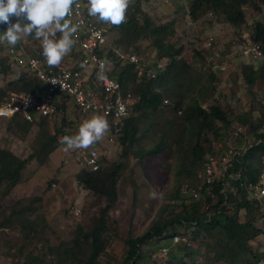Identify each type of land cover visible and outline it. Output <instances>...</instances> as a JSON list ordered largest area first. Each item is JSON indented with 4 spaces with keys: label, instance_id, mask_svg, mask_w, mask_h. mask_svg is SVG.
I'll list each match as a JSON object with an SVG mask.
<instances>
[{
    "label": "trees",
    "instance_id": "16d2710c",
    "mask_svg": "<svg viewBox=\"0 0 264 264\" xmlns=\"http://www.w3.org/2000/svg\"><path fill=\"white\" fill-rule=\"evenodd\" d=\"M187 1L189 16L194 23L209 13L211 18L221 15L230 25L241 27L246 23L248 13H252L253 17L258 18V22L253 26L250 40L261 45L264 52V0ZM143 2L148 1L132 0L127 10L126 22L119 27L98 23L100 26L108 27L110 32L117 30L120 35L114 46L128 54H136L143 60L141 55L153 51L149 48H154L153 63L163 62L165 68L156 80L145 77L140 79L133 65L113 59L111 54L106 56L111 62L109 64L111 75L119 81L124 91L131 93L135 102L130 115L122 123L123 135L119 141L122 160L102 166L101 157L99 171L81 170L76 176L77 183L84 190L107 201L95 224L88 231L78 226L72 240L59 241L55 246L49 247L48 257H53L51 261L47 260V257L35 254L34 250L28 251L33 242L39 243L42 237H45L48 229L46 218L39 213L37 207L43 198L33 197L26 201L20 199L7 210L0 205V231L19 233L22 245L16 248L15 252L20 256H26L28 252L24 264H100L98 260L107 251L118 226L110 213L119 201L118 183L126 168L130 166L127 161L130 153L134 152L140 165L147 157L177 153L179 168L176 174V190L173 196L167 198L171 202L163 205L151 227L143 235L136 238L129 236L126 239L127 252L124 264H140L144 260L143 248L150 243L155 247L160 246L156 251L161 260L163 257L160 255V249L164 247L170 249L167 264H208L197 260L199 249L192 248L195 244L200 248L204 246L209 253L212 249L216 250L212 264L222 261L227 264H264V250L254 249L252 245L258 238H264V231L258 227L260 221L264 219V197L252 198L249 188L250 185L255 186L259 183L263 173L261 159L264 156V117L258 119L257 123H250L253 141L229 157L228 169L224 176L219 171L221 174L215 173L213 181L207 183L206 169L209 165L207 157L211 155L219 161V156H225L228 151L223 147L219 150L214 144L226 138L227 133L224 130L232 125L228 115L230 111H224L218 99L208 108H203L198 99L203 98L202 91L195 92L198 98L188 95L187 98L190 100L185 104V96L181 95L178 89L175 93L169 89L168 80L177 86L179 84L177 81L190 66L183 57L185 48L175 41L174 21L156 23L144 13ZM5 30L6 26L0 25V33ZM33 39L32 36L26 38L25 51L31 55L41 56L42 46L37 47L38 40L32 42ZM144 41H148L145 47ZM1 51L4 52L0 48L1 72L7 74L10 71ZM196 53L201 56V53ZM210 63L213 64L214 61ZM256 69L254 66H244L243 75L250 85L256 84L257 81L264 83V58L259 69ZM208 70L212 85L217 76ZM155 85L163 87L164 92L166 90L172 101L168 108H165L162 90L161 93H157ZM41 86V82L36 78L24 73L11 81L8 88L14 92L34 93ZM211 90L213 96L216 88L211 86ZM3 100L4 92H1L0 103ZM180 109L183 110L182 115L178 116L177 111H181ZM139 112L141 114H138ZM133 113H136V116ZM141 119L145 120L143 128ZM239 120L246 123L243 118ZM10 121H18L22 133H27L34 125L39 127V137L45 139L39 143L38 156L44 159L60 147L57 139L62 128L58 125L67 126L64 119L62 123L54 124L56 127L51 132L48 128V119L33 124L19 119ZM152 129L160 134L159 143L146 150L141 142L150 138L147 134ZM238 142L247 144L242 135ZM31 159L32 157L21 160L10 149H0V201L12 193L20 183L22 171ZM229 175L234 176L230 182L226 180ZM52 183L53 181H50L49 186ZM185 185L200 187V197L184 196L182 190ZM175 236H184L188 238V242L172 245L171 241ZM229 243L241 252L240 261H234L228 253Z\"/></svg>",
    "mask_w": 264,
    "mask_h": 264
},
{
    "label": "rangeland",
    "instance_id": "374dc122",
    "mask_svg": "<svg viewBox=\"0 0 264 264\" xmlns=\"http://www.w3.org/2000/svg\"><path fill=\"white\" fill-rule=\"evenodd\" d=\"M147 1L142 4L143 11L156 23L174 21L175 41L185 48L183 57L190 65L177 81L179 83L177 86L172 85L171 80H168L169 89L174 93L178 89L180 94L185 96V104L189 103L188 95H194L198 98L195 92L202 91L203 98L198 99L203 108H208L218 99L224 111H230L228 115L229 119L232 120V125L224 130L227 133V135L225 134L226 138L215 142L214 146L219 150L222 147L228 148L230 145L246 148L253 141L250 123H257L258 119L264 117V83L257 81L254 85L248 84L243 75L244 66L248 64L237 56H228L233 52V41H244V39L251 41L250 35L254 24L258 22V18L253 17L252 13V15L248 13L246 23L241 27H236L230 25L223 16L211 18L208 13L194 23L189 16L187 0ZM119 35L117 30L109 32V43L114 45ZM21 38L26 40L28 37L22 36ZM210 38H214L215 43L208 48ZM31 41L36 42L35 39ZM147 42L144 41V47ZM37 44L39 45L37 47H41V41L38 40ZM7 47L11 46L6 43L0 45L4 52ZM149 50L153 51L141 55L143 60L137 55L142 63L147 66L155 62V49L149 48ZM4 52L1 51L3 57H5ZM196 52L201 53V56L197 55ZM70 53L72 55V50ZM71 59L72 62L79 61L77 52L74 51ZM226 60L227 71L220 72L216 66L213 73L217 78L215 83L210 85L208 70H211L210 61H214L213 64L221 65ZM163 61L166 62V60ZM67 62L69 61L65 63ZM9 71L6 74L1 72L0 68V93L4 92V97L14 92L8 88L9 83L26 73L25 70L22 72L10 68ZM211 86L216 88L213 96ZM155 87L156 92L161 93L163 87L156 85ZM162 92L164 103L165 99L169 102V104L165 103V108H168L172 101L166 90L165 92L162 90ZM64 109L65 116L63 119L66 120L67 126L58 125L62 128L57 139L60 147L45 159L38 156L40 154L39 143L44 141L45 137H39L40 129L37 125H34L27 133H22L18 127V121H0V149H10L21 160L32 157L22 171L20 183L17 185L14 194L10 192L7 197L1 199L0 205L7 210L21 198L24 201L33 197L43 198L37 207L39 213L46 218L48 229L44 234L45 237L41 236L42 239L39 243L33 244V242L28 251L34 250L35 254L47 257L46 259L49 261L53 259L51 256L48 257L49 247L55 246L59 241L72 240L76 235L78 226H81L85 231L90 230L107 202L104 198H98L92 192L84 190L77 183L76 176L81 170L73 159L76 154L75 150L65 152L63 145L59 142L64 132H67L69 136L74 135L79 125L93 115H80L72 103L65 105ZM177 114L178 116L182 115L179 114V111ZM133 115L136 116V113ZM241 118L246 123H242L239 120ZM48 122V128L53 132L56 127L54 124L57 123L53 120H48ZM143 122L145 120L141 119L142 128ZM154 132L156 130L152 129L147 134L150 138L141 142L144 149L150 150L155 143H159L160 134ZM109 134L110 129L100 142L89 148L96 149L100 153L102 166L118 163L122 160L120 142L113 145L109 144ZM241 135L245 137L247 144L238 142ZM235 139L237 142H234ZM127 161L130 166L126 168L118 183L119 201L110 213L112 220L117 221L118 226L107 251L98 260L100 264H124L127 252L126 239L129 236L136 238L143 235L151 227L163 205L171 202L167 198L173 196L176 190V174L179 168L177 153L174 155L167 153L160 157H147L140 165L134 152H131ZM261 162L264 178V156ZM50 181L53 183L49 186ZM151 191L157 192L158 198L150 199L149 193ZM77 209L80 210L79 216L74 214V210ZM258 227L264 231V219L260 221ZM21 245L18 232L0 231V264H24L28 252H26V256H20L15 252V249ZM252 245L254 249L264 250V238H258L252 242ZM158 247L153 246L152 243L145 246L143 248L144 260L140 264H155L161 261L159 253L156 251ZM192 248L194 250L199 249L197 260L200 263H213L216 250L212 249L209 253L204 246L200 248L198 244L192 245ZM227 250L234 261L237 262L242 259L241 252L233 244L229 243ZM151 251L154 252L150 253ZM217 264L227 263L222 261Z\"/></svg>",
    "mask_w": 264,
    "mask_h": 264
},
{
    "label": "built area",
    "instance_id": "2783aa9c",
    "mask_svg": "<svg viewBox=\"0 0 264 264\" xmlns=\"http://www.w3.org/2000/svg\"><path fill=\"white\" fill-rule=\"evenodd\" d=\"M86 5L87 0H81L79 8L73 6V13L70 17L72 23L79 26L78 32L73 36V46L77 48L79 61L72 62L73 53L72 55L69 53L59 66L50 67L42 55L36 56L26 53L25 40L22 38L15 46L5 49L6 66L11 70L22 72L25 70L27 74L41 82L42 86L34 93L11 92L7 94L0 103V121L19 119L33 124L42 119H48L62 123L65 116L64 106L72 103L74 109L82 116L104 115L110 125L108 143L113 145L120 141L123 135L122 123L130 115L131 107L135 101L131 93L124 91L119 81L111 75L109 65L106 66L107 80H97L100 61L111 54L113 59L133 65L140 79L145 77L152 80H156L158 75L164 71L165 64L162 62L151 63L147 66L136 54H128L111 45L108 41L109 30L88 16ZM244 40L246 42L240 40L232 42L233 52L228 57L237 56L248 65L258 67L264 58L261 45L249 42L247 39ZM208 41V48L215 43L214 38H210ZM66 61L69 62L65 63ZM82 63L85 64L84 68L80 66ZM226 63L227 60L221 65L211 64V71L214 72V68L217 66V70L226 72ZM53 81L56 83L54 84ZM118 100L123 104L124 112L119 111ZM165 103L168 104V101L165 100ZM10 108L18 110L12 112L9 111ZM179 114H182V111H179ZM65 135L69 134L64 132L61 137ZM236 141L237 139L234 140V142ZM227 149L225 156H219V161L211 155L207 157L209 160L206 169L207 183H211L214 179L213 175L219 171L224 176L228 169L229 157L235 154L236 150H240L235 145H230ZM74 152L76 154L73 159L80 170L89 172L100 170L101 155L96 149L75 150ZM231 179H234L233 175H229L226 180L230 182ZM249 188L252 198H263V175L257 185H250ZM200 190V187L193 188L185 185L182 194L198 198L200 197ZM79 213L80 210H74L76 216H79ZM187 242L188 238L184 236H175L171 241L172 245ZM165 249H167L166 252ZM169 252V248L160 249V255L163 257L159 262L160 264H167Z\"/></svg>",
    "mask_w": 264,
    "mask_h": 264
},
{
    "label": "clouds",
    "instance_id": "9594fccd",
    "mask_svg": "<svg viewBox=\"0 0 264 264\" xmlns=\"http://www.w3.org/2000/svg\"><path fill=\"white\" fill-rule=\"evenodd\" d=\"M80 2L81 0H0V25L6 26V30L0 33V45L6 43L15 46L22 36H32L41 41L42 56L47 65L59 66L71 50L72 53L77 52V48H73V36L78 32L79 26L73 24L70 17L73 6L79 8ZM131 3L132 0H87L86 7L88 16L97 23L119 27L126 22ZM107 29L109 30L108 27ZM110 63L106 58L100 61L97 80H107L106 66ZM80 66L84 68L85 64ZM117 104L119 111L124 112L123 104L119 100ZM17 110L9 109L12 112ZM109 129L110 125L105 116L94 114L79 125L74 135H65L59 142L65 152L87 150L100 142ZM149 198H158V193L151 191Z\"/></svg>",
    "mask_w": 264,
    "mask_h": 264
},
{
    "label": "crops",
    "instance_id": "0c3cea01",
    "mask_svg": "<svg viewBox=\"0 0 264 264\" xmlns=\"http://www.w3.org/2000/svg\"><path fill=\"white\" fill-rule=\"evenodd\" d=\"M71 105V103H69ZM73 106V105H72ZM16 189V188H15ZM15 189L12 191V194H14ZM22 199V198H21Z\"/></svg>",
    "mask_w": 264,
    "mask_h": 264
}]
</instances>
